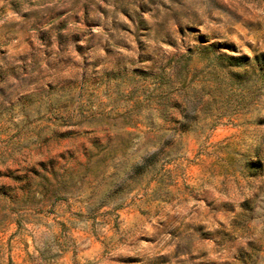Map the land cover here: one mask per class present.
<instances>
[{
  "label": "rangeland",
  "instance_id": "rangeland-1",
  "mask_svg": "<svg viewBox=\"0 0 264 264\" xmlns=\"http://www.w3.org/2000/svg\"><path fill=\"white\" fill-rule=\"evenodd\" d=\"M0 187V264H264V0H0Z\"/></svg>",
  "mask_w": 264,
  "mask_h": 264
},
{
  "label": "trees",
  "instance_id": "trees-1",
  "mask_svg": "<svg viewBox=\"0 0 264 264\" xmlns=\"http://www.w3.org/2000/svg\"><path fill=\"white\" fill-rule=\"evenodd\" d=\"M150 161H151V157L150 158H145L143 160V162L140 165L137 166V168L139 169V168L144 167L145 165L149 164ZM7 196H8V194H6L5 189L3 187H0V197H5L6 198Z\"/></svg>",
  "mask_w": 264,
  "mask_h": 264
}]
</instances>
